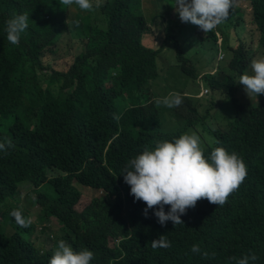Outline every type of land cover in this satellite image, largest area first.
Wrapping results in <instances>:
<instances>
[{"label": "trees", "instance_id": "16d2710c", "mask_svg": "<svg viewBox=\"0 0 264 264\" xmlns=\"http://www.w3.org/2000/svg\"><path fill=\"white\" fill-rule=\"evenodd\" d=\"M34 1L0 0V85L12 91L0 92V108L6 103L14 106L7 112L10 127L0 123V136L14 144L11 155L0 158V183H6L0 192V264H47L52 252L45 246L58 240L48 236L45 246L37 248L30 239L35 225L21 227L9 215L18 207L4 202H13L16 197L15 181L10 177L32 183L30 201L41 209L39 222L56 216L64 234L62 240L74 250H93L90 264H234L230 257L249 252L257 257L250 264H264V101L235 106L229 129L214 132L215 144L203 153L207 156L216 146L237 153L246 166V175L238 187L222 205L198 199L180 216L182 226L169 228L171 221L161 225L152 209L144 214V202L133 199L119 173L129 158L153 146L154 140H171L182 133L179 128L163 130L162 113L170 110L154 101L149 103L151 95L158 97L151 89L160 86L166 68H159L156 57L143 44L147 23L141 4L133 0H101V10L94 20L83 18L81 40L87 44L77 60L74 84L60 83L53 75L40 79L37 74L42 67L27 54L25 59L30 58L28 63L35 74L17 63V52L12 64L5 62L10 45L3 49L7 42L4 29L12 16L25 12L30 15L29 30L38 33L39 49L55 40L63 28L65 11L54 0H39L41 7L36 10L27 8ZM251 9L252 26L258 28L262 45L264 0H253ZM166 17L176 32L167 36L164 44L174 45L178 61L192 63L193 59L182 52L178 33L188 36L183 49H190L195 44L194 32L178 27L175 9ZM152 18H160V14ZM243 18L242 12L226 17L220 29L224 51L233 50L230 32L242 27ZM203 33L213 43L218 41L213 29ZM238 44L234 62L237 70L232 68L237 75L254 57L251 42L242 44L240 39ZM3 67L13 71L8 80L1 78ZM189 85L185 91H190ZM2 110L3 107L0 122ZM18 121H24V129L19 128L16 148ZM48 134L49 140L46 137L37 142V138ZM73 183L104 195L92 197L77 209L79 193ZM20 211L29 218L28 209ZM161 234L170 247L152 248L151 240ZM109 239L118 246L110 247ZM193 244L201 251L191 252Z\"/></svg>", "mask_w": 264, "mask_h": 264}, {"label": "clouds", "instance_id": "9594fccd", "mask_svg": "<svg viewBox=\"0 0 264 264\" xmlns=\"http://www.w3.org/2000/svg\"><path fill=\"white\" fill-rule=\"evenodd\" d=\"M54 1L65 11L62 15L63 28L56 39L47 42L45 47L39 49L40 37L38 33L29 30L31 27L30 15L26 12L24 15L16 14L5 23L4 31L7 42L3 44V49L10 45L8 46L10 50L7 51L5 62L12 64L14 55L17 52V58L19 60L17 63L29 68L33 74L34 71L30 68L28 63L30 58L28 60L25 59V55L27 54L33 61L42 67L41 71L37 74L40 79L53 75L60 83L67 82L75 84V78L72 77L77 71V60L78 57L85 52L87 44V41L81 40L83 37L81 32L85 29L83 27V18L87 17L89 20L93 21L95 16L92 15V13L94 12L96 14L101 10L99 9V2H101V0ZM252 1L253 0H175L170 8V10L175 9L178 14L179 18L175 23L178 24V27L181 26L193 31L195 34V39L193 41L195 44H198L199 50L201 47L205 48L208 46L210 54L208 58H206L205 55L200 53V63L196 60L199 56L198 54L195 57H189L193 59L192 63H182L178 61V55L176 53V64L174 66H167L159 63L160 52L149 48V39H152V37L149 36L155 32L152 26H163L165 28V34L162 47L164 48L166 45L171 44H164L167 32L171 28H174L171 24L167 23L166 14L170 10L161 12L154 5L156 11H158L155 13V10L152 7L147 8L142 0H133V2L141 4V12L147 23V32L144 34L143 38L145 48L151 51L153 56L156 57L160 69L166 68L165 72H172L175 74L176 90L162 92V90L165 89V86H161V83L164 81L162 78L160 86L151 89L158 97L154 98V96L151 95L149 103L154 101L155 104L162 105L170 110H165L162 113V119L169 116L173 118L175 122L167 128L164 127L163 122H161L163 130L172 131L179 128L182 133L172 137L171 140H154L153 146H146L140 152L129 158L119 173L122 174L123 181L128 185L129 194L132 195L133 199H139L144 202V214H147L148 209H152L153 215L161 225L166 221L172 222L169 228H176L184 225L180 216L185 213L187 208L193 207L200 198H206L209 203L215 205H222L229 193L238 187L246 175V166L237 153L226 151L222 146L212 148L207 156L203 155V153L207 152L208 148L215 144L214 141L216 137L213 134L214 132H226L229 129V124L234 118L232 113L235 106L245 103L249 105L260 104L264 101V43L260 45L261 39L258 32L259 30L257 31L258 28L256 29L252 26ZM30 6L33 7L34 10L39 9L41 7V2L35 0L33 3L27 5V8ZM71 11H74L77 17L71 18ZM239 12L244 14V22L242 27L233 28L242 30V32L238 33L237 41L242 38V33H245L246 30L255 31L254 41L258 46L256 51H253V49L252 51L253 56L259 52L260 57L253 59L247 69L243 73L237 75V72H233L232 68L233 70H237L234 62L237 57L238 48H236L237 50L233 48L230 52H226L222 49L223 41L220 36V29L225 23L227 16L232 18L233 15ZM157 13L160 14V18L153 19L152 17ZM244 25L247 27L245 31H243ZM200 29H202L203 32L213 29L217 32L218 41L213 43V40L209 39L207 34L201 32ZM71 33H74L76 39L79 40L71 66L66 70L51 68L50 74L48 75L49 66L44 61L46 51L53 50L64 37ZM155 36H157L156 33ZM178 37H180L185 44L189 40L186 34L178 33ZM226 54H228L229 59L224 62ZM195 63L196 65L194 67H187ZM201 63L203 64L201 65ZM162 65L165 66L161 67ZM199 65L206 71L197 73L194 68H198ZM165 72L162 73V77ZM3 75L5 76V80H8L11 78V75H13V71L8 67H3L1 77ZM192 79L200 85L199 88H196L195 85H189ZM172 84L173 83L168 85L172 86ZM186 85H189L190 91L195 92L185 91L184 87ZM6 92L12 91L2 86V93ZM136 95H138V92H136ZM2 107L3 110L0 123H3L4 127H10L12 123L10 117L7 116V112L13 110L14 106L12 103H6ZM2 107L0 109H2ZM205 109L206 113L203 115ZM213 109L216 110V114L209 115V111L213 112ZM217 110L222 111L223 114H219ZM217 115L224 121L223 128L219 131L213 130L214 124L211 123V121L217 118ZM23 122L24 121L15 122L16 131L14 139L16 148H18L19 128L24 129ZM31 129L34 130V127H31ZM45 132L47 134V130H45ZM46 137L49 140L51 134L40 136L37 138V142H41ZM205 137H210V139ZM13 147L14 144L11 140L5 142L0 136L1 159L10 156ZM10 178L15 181V186L17 184L24 185L30 182L18 181L12 177ZM73 187L79 193V202L81 194L78 187L84 186L73 183ZM5 188L6 183L1 182L0 192L4 191ZM32 190L29 194L30 198ZM17 195L18 192L16 187L15 200L10 202L5 199L4 202L10 207L13 203L18 205V207L9 212V215L19 226L27 227V225L31 223L29 220L30 214L29 218L26 219L20 210L26 209L21 206V203H27L28 195L23 196V201L20 199L22 194H19V198H17ZM103 195L104 192H101V196ZM165 205L168 206L167 211L164 209ZM31 224L35 225L34 223ZM43 233L46 232L42 231L41 234ZM48 236L52 238L55 235L47 234V237ZM56 242L57 245H55ZM109 242L112 248L118 246L114 240L109 239ZM150 243L152 248L170 247V242L166 236L162 234L159 235L158 238L152 239ZM92 251L90 248L86 247L74 250L72 246L64 240H57L53 243V247L51 248L52 253L48 258L47 264H90L93 257ZM190 251L196 253L201 250L197 245L193 244L190 247ZM229 259L230 261H234V264H250V261L254 262L257 257L255 254L249 252L240 257H230Z\"/></svg>", "mask_w": 264, "mask_h": 264}, {"label": "rangeland", "instance_id": "374dc122", "mask_svg": "<svg viewBox=\"0 0 264 264\" xmlns=\"http://www.w3.org/2000/svg\"><path fill=\"white\" fill-rule=\"evenodd\" d=\"M175 0H142V2L145 4V6L147 8L152 7L155 10V13L158 12L156 11L154 5L157 7V9L161 12H166L169 11L170 8L172 7L173 3ZM92 15H96L94 12L92 13ZM77 17V14L74 11H71V18H75ZM153 31H155L154 33L150 34L149 37H152V39H149V48L152 50H155L158 52H160V57H159V63L160 64H165L167 66H174L177 62V56H176V49H174V45L168 44L166 45L164 48L162 47V43H163V38H164V34H165V28L163 26L160 27H156V26H152ZM247 29V27L244 25V29L243 31H245ZM176 32L175 28H171L168 32H167V36H170V34H173ZM242 32L241 29H233L231 31V37H230V41L229 43L232 44L234 50L239 46L238 41H237V37H238V33ZM155 33L157 34V36H155ZM148 37V38H149ZM255 39V31H250V30H246L245 33H242V43L243 42H249L251 41V45L250 47L253 49V51H256L257 48V44L254 41ZM178 40L180 41V46L182 48V52L184 55L187 54V58L189 57H195L197 54L199 55L196 60L200 63V53H202V55H205L206 58H208V55L210 54L208 49L209 47H201L199 50L198 44H194L192 46V48H187V49H183L185 42L178 37ZM148 42V41H147ZM79 44V40L76 39V37L74 36V33L68 34V36L64 37L63 40L53 49V50H48L45 53V58L44 61L45 63L49 66V70L47 72V74H50V69H56V70H66L68 69L72 62H73V56L75 54V50L76 47ZM258 57H260L259 52H257L255 54L254 57H252L250 59V62L253 59H257ZM232 58V57H231ZM228 54H226V57L224 59V62L228 61ZM249 62V64H250ZM7 63V62H6ZM204 63V62H203ZM201 63V65L203 64ZM165 65H162L161 67H164ZM196 65V63L193 65H188L187 67L192 68ZM199 65L198 68H194L195 71L197 73L199 72H203L206 71L205 69L202 68V66ZM192 69V70H194ZM1 78H3L5 80V76L3 75ZM163 82L161 83V86L164 87L165 89L162 90V92H170V91H175L176 90V83H175V74L172 72H165L163 74ZM172 84V86H169L168 84ZM190 85H195L196 88H199L200 85L197 84L196 81H194L193 79L190 80L189 82ZM0 92H2V86L0 85ZM190 92V91H187ZM220 99V98H217ZM218 103V102H216ZM232 105V104H231ZM185 111V109H184ZM219 114H223L222 111L217 110ZM206 113V109L203 112V115ZM210 114H216V110L213 109L212 111H209L208 113ZM174 119L166 116L164 118V122L163 125L164 127H170V125L174 124ZM212 124H214V128L213 130L219 131L223 128V123L224 121L217 115V118L214 119L213 121H211ZM207 139H210V137H205ZM17 198H19V194H22V197L20 198L22 201L24 200L25 195H28V200L27 203L26 202H22L21 206L25 207L26 209H28L29 214H30V222L35 224V229L34 232L31 234L30 239L33 242V244L36 247H43L46 243H47V234L48 235H55L59 240L62 239L63 231L61 230V226L58 223L56 216H53V218H50L49 220L45 221L44 223H40L39 222V216L41 215V209L37 206L34 205L31 201H30V191L33 189V185L29 182L27 184L24 185H20L17 184ZM78 190L81 194L80 200L78 202V204L76 205L77 209H81L83 206H85L89 200L92 197H98L101 196V192L96 191L94 189H88V188H84V187H78ZM44 228V232L46 233H42L41 229ZM55 245H57V242L55 243ZM53 247V243L52 244H47L45 246V248L47 249H51Z\"/></svg>", "mask_w": 264, "mask_h": 264}]
</instances>
